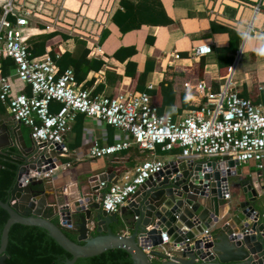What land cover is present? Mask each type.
<instances>
[{
  "label": "crops",
  "instance_id": "crops-1",
  "mask_svg": "<svg viewBox=\"0 0 264 264\" xmlns=\"http://www.w3.org/2000/svg\"><path fill=\"white\" fill-rule=\"evenodd\" d=\"M16 6L31 10L34 19H42L51 26L42 28L45 23L41 20L29 25L25 33L30 39L57 29L69 35L67 39L57 35L47 40L46 51L54 47L59 53L70 51L78 56L81 47L78 41H84L86 55L83 56L91 61L82 64L79 61L77 66L68 67L74 70L78 83L94 94L115 96L145 91L157 109L164 102L161 113L179 119L190 110L197 109L205 100L203 94L195 89L198 82L206 83L214 91L221 88L227 67L234 63L236 51H239L241 54L233 74L235 88L241 97L264 110V55L258 51L259 42L264 38V0H17ZM134 6L139 14L132 19L140 25L121 32L111 22V16L116 10L123 13ZM52 19L57 20L49 23ZM102 32L105 33L104 38L101 37ZM231 41L235 42L236 50L219 59L217 48L226 47ZM199 44H209L211 52L194 55L193 49ZM173 53L179 58H174ZM55 56L58 58L59 54ZM228 57L232 60L225 65ZM9 60L0 55V75L9 76L14 92L29 93V87L14 75V65ZM148 60H151L153 68L144 80L138 81ZM99 62L101 66L98 67ZM162 84L170 87L174 95L164 97ZM166 98L173 100L171 105H165ZM57 108L58 104L52 103L51 110L56 111ZM4 109L0 113V122L16 124L5 105ZM20 129L29 144L32 141L30 128L20 124ZM119 139L130 140V135L116 127L95 123L83 114H76L70 130L64 135L57 166L52 170V177L47 179L48 202L54 199L53 190L58 193L62 188L67 196L75 197L80 189L90 191L89 180L97 175L106 172L112 175L111 181L116 182L123 172L131 171L135 165L150 158L148 153L139 151L134 145L114 155L89 156L93 141L106 145ZM13 147L17 153L19 144ZM177 153L178 149L168 153L157 151L165 160H179ZM51 154L56 155L54 151ZM193 160L202 162L210 159ZM262 164L263 167L259 168L255 161L239 163L236 175L229 179V199L224 200L237 202L245 198L235 186L237 184L264 185V160ZM105 190H100V195ZM125 205L116 212L120 222L110 223L114 232L130 233L128 228L120 230L122 221L129 217L128 210L122 214ZM226 208L221 207L220 215Z\"/></svg>",
  "mask_w": 264,
  "mask_h": 264
},
{
  "label": "water",
  "instance_id": "water-1",
  "mask_svg": "<svg viewBox=\"0 0 264 264\" xmlns=\"http://www.w3.org/2000/svg\"><path fill=\"white\" fill-rule=\"evenodd\" d=\"M1 126L0 151L16 143L20 148L13 155L19 163L17 177L8 200H0L8 213L0 237V264L7 258L8 234L15 223L46 230L71 255L65 264L109 249L125 250L132 264H157L155 259L160 264H264V185L237 184L245 198L225 201L224 191L239 164L228 156L202 162L180 159L151 175L122 207V214L128 210L129 217L120 230L128 228L130 233H120L110 227L111 222H120L117 214L101 204L100 190L115 182L111 174L90 179V191L80 189L75 197L62 188L58 193L53 190L54 199L48 202V178L31 173L56 168L62 143L40 150L33 140L25 141L19 122ZM223 206L227 208L220 215ZM67 224L73 226L75 240L64 233Z\"/></svg>",
  "mask_w": 264,
  "mask_h": 264
},
{
  "label": "built area",
  "instance_id": "built-area-1",
  "mask_svg": "<svg viewBox=\"0 0 264 264\" xmlns=\"http://www.w3.org/2000/svg\"><path fill=\"white\" fill-rule=\"evenodd\" d=\"M16 3L17 0H0V55L12 60L14 75L30 92H14L9 76L0 75V101L15 121L30 128L34 144L40 150L61 144L75 115L81 113L95 123L116 127L130 135V140L119 139L113 144L100 145L93 141L90 157L114 155L132 145L150 155L106 187L101 204L107 212L116 213L151 175L178 161L161 158L158 148L163 153L178 149L179 160L228 156L238 163L255 161L259 168L263 167L264 110L241 97L235 88L233 74L239 51L234 63L227 67L221 88L214 91L206 83L198 82L195 89L205 100L197 109L175 119L160 113L148 92L94 94L81 87L71 67L60 70L48 53L33 56L25 32L29 28V16L34 14L25 8L18 9ZM211 50L209 44H199L193 54L206 55ZM173 57L179 55L173 53ZM52 103L58 104L56 111L51 110ZM31 176L49 179L52 171L32 172ZM228 191L227 187L224 199H229ZM64 227L73 228L71 224ZM209 232L206 230L205 234Z\"/></svg>",
  "mask_w": 264,
  "mask_h": 264
},
{
  "label": "trees",
  "instance_id": "trees-1",
  "mask_svg": "<svg viewBox=\"0 0 264 264\" xmlns=\"http://www.w3.org/2000/svg\"><path fill=\"white\" fill-rule=\"evenodd\" d=\"M127 2L125 1L124 4ZM137 7H129L125 12H120L116 10L115 13L111 16V22H114L121 32H126L135 26H139L140 22H134L132 19L133 16L138 15L139 11L136 10ZM34 16H29L30 24H35L42 19H34ZM48 24L45 23L42 25V28H46ZM61 36L62 39L69 38V35L61 31L55 30L47 33H42L31 39L27 37L26 41L29 46L30 51L33 56H41L46 52H49L54 58L57 66L60 70L71 66L75 67L80 63H88L91 60L87 59L85 56V44L83 40L78 41L81 47H79L80 53L78 56H75L70 51H64L59 53L58 49L51 48L49 51H46V42L55 36ZM102 38L105 37V33L102 32ZM38 38L37 41H34ZM219 52V59L227 54L230 51L236 50V45L234 41H231L228 46L217 48ZM84 53V54H83ZM56 54H59L56 58ZM232 59L228 57L225 62V65L228 64ZM12 63V60H9ZM151 60L146 62L145 70L139 75L138 81L144 80L147 74L152 70L153 66L150 63ZM80 64V65H81ZM222 65V60L220 61ZM101 66L99 62L98 67ZM131 76V75H129ZM84 88V86L81 85ZM86 88V87H85ZM171 93V94H170ZM161 94L164 97L168 95H174L170 87H166L164 84L161 85ZM108 96V95H107ZM172 101L165 99V105L169 106L172 104ZM52 106V104H51ZM163 105L158 109L162 112ZM4 105L0 101V113L3 112ZM81 114V113H78ZM176 114V113H175ZM174 114V115H175ZM157 151H160L158 148ZM16 153L14 147L8 148L6 150L0 151V200L7 201L9 197V190L15 182V179L19 170V163L13 158V155ZM8 218V213L0 207V237L2 228ZM58 223V220H55ZM64 233L75 240L76 233L72 229L63 228ZM96 235V233H93ZM5 254L7 258L5 259L4 264H65L64 259L71 258V255L62 249L58 243L48 235L47 231L43 228L37 226L23 225L15 223L11 226L8 234V244L6 247ZM157 264H160V260H154ZM74 264H132L129 254L123 249H109L103 253L89 257V258H79Z\"/></svg>",
  "mask_w": 264,
  "mask_h": 264
},
{
  "label": "clouds",
  "instance_id": "clouds-1",
  "mask_svg": "<svg viewBox=\"0 0 264 264\" xmlns=\"http://www.w3.org/2000/svg\"><path fill=\"white\" fill-rule=\"evenodd\" d=\"M259 54L264 55V38H261L258 47Z\"/></svg>",
  "mask_w": 264,
  "mask_h": 264
},
{
  "label": "flooded vegetation",
  "instance_id": "flooded-vegetation-1",
  "mask_svg": "<svg viewBox=\"0 0 264 264\" xmlns=\"http://www.w3.org/2000/svg\"><path fill=\"white\" fill-rule=\"evenodd\" d=\"M66 260V258L64 259V261ZM156 260V259H155ZM159 260V259H158Z\"/></svg>",
  "mask_w": 264,
  "mask_h": 264
}]
</instances>
